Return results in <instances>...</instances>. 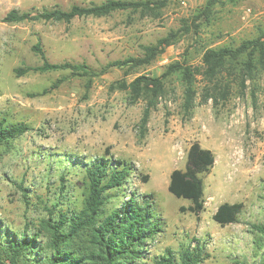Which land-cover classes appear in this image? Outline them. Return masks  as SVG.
<instances>
[{
  "label": "rangeland",
  "instance_id": "rangeland-1",
  "mask_svg": "<svg viewBox=\"0 0 264 264\" xmlns=\"http://www.w3.org/2000/svg\"><path fill=\"white\" fill-rule=\"evenodd\" d=\"M102 1L0 0V120L31 126L10 146H0V239L6 228L19 233L28 229L39 231V241L46 245L40 220L49 216L48 209H79L84 162L111 156L132 165L133 174L107 209L121 207L132 192L151 203L157 232L144 245L147 264L167 248L178 252L183 244L204 246L210 256L202 264H259L264 243L252 225L264 224V69L244 89L241 74L224 72L220 80L223 89L229 88L227 97L215 91L217 101L207 102L204 94L214 82L197 75V96L189 110L184 107L182 74L173 73L144 130L140 121L147 100L133 103L128 90L111 85L130 83L139 75L160 76L173 63L198 67L208 48L237 46L257 37L264 30V0H220L209 19L199 20L195 16L207 0H151L165 5L151 12L77 17L69 23L3 21L12 9H69ZM171 32L178 36L152 63L114 67L95 77L88 91L86 78L72 77L38 94L68 72H14L42 63L33 50L38 42L51 62L100 68L143 56L144 45ZM196 141L216 156L212 171L203 176L205 207L199 215L190 211L188 199L169 190L171 172L185 169L187 152ZM224 202L243 203L239 222L221 226L213 219Z\"/></svg>",
  "mask_w": 264,
  "mask_h": 264
},
{
  "label": "trees",
  "instance_id": "trees-1",
  "mask_svg": "<svg viewBox=\"0 0 264 264\" xmlns=\"http://www.w3.org/2000/svg\"><path fill=\"white\" fill-rule=\"evenodd\" d=\"M220 0H207L205 6L195 16V20L209 19L214 6ZM165 5V1L151 0H104L89 5L73 4L69 9L55 7L42 11H20L12 9L3 17L7 23L23 21H56L71 22L77 17H104L116 11H145L151 12ZM178 36L171 32L156 43L144 45L141 57H129L116 60L95 68L86 62L71 61L51 62L40 42L33 46L42 63L35 66L17 67L16 75L21 76L29 72H68L52 83L41 93L46 94L61 83L72 77L87 79L86 90L92 86L95 77L101 76L114 67L129 66L134 68L152 63L162 54L167 45ZM264 69V30L250 39L243 40L239 45H225L208 48L202 56V64L192 65L173 63L160 76L152 77L139 75L130 83L126 80L112 83L111 88L128 90L131 101L147 100L140 126L147 128L150 115L158 105V100L164 95L165 80L176 72H181L184 89V107H193L197 90L196 76L204 75L214 82L212 89H207L204 101H217L216 91L222 98H226L229 88L221 86L220 76L224 72L241 74V87H246V81ZM31 129L24 122L8 123L0 120V146H10L18 137ZM216 162L215 153L204 148L200 142L191 144L187 152L185 169H174L170 175L169 190L178 197L191 202L190 211L199 215L205 207L204 175L212 171ZM132 165L111 156H101L84 162L81 184L83 186V200L81 207L69 212L49 208V216L40 220V231L47 235L46 245L39 241V231L30 233L25 229L23 233L9 230L3 231L0 239V264H147L145 242L157 232V223L151 203L146 198H140L135 192L129 199L124 200L121 207L107 209V205L119 198L132 174ZM147 179V176L145 177ZM243 203H222L213 215V219L221 226L239 222V215L243 210ZM56 207V205L54 206ZM184 210V209H183ZM253 228L261 235L264 243V224H253ZM43 229V230H41ZM37 253L33 255V252ZM43 254L42 256H40ZM209 253L204 246L196 247L181 245L178 252L167 248L163 254L155 256L150 264H202ZM259 264H264V256Z\"/></svg>",
  "mask_w": 264,
  "mask_h": 264
}]
</instances>
